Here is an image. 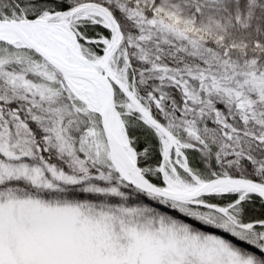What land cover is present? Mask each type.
<instances>
[{"label": "snow or ice", "instance_id": "1", "mask_svg": "<svg viewBox=\"0 0 264 264\" xmlns=\"http://www.w3.org/2000/svg\"><path fill=\"white\" fill-rule=\"evenodd\" d=\"M0 264H264V0H0Z\"/></svg>", "mask_w": 264, "mask_h": 264}]
</instances>
